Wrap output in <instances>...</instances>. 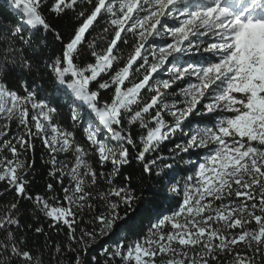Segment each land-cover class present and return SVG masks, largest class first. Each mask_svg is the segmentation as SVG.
<instances>
[{
    "label": "snow or ice",
    "instance_id": "1",
    "mask_svg": "<svg viewBox=\"0 0 264 264\" xmlns=\"http://www.w3.org/2000/svg\"><path fill=\"white\" fill-rule=\"evenodd\" d=\"M6 13L0 264H264V0H7ZM37 141L59 185L43 193ZM148 196L167 210L119 237L122 206Z\"/></svg>",
    "mask_w": 264,
    "mask_h": 264
},
{
    "label": "trees",
    "instance_id": "2",
    "mask_svg": "<svg viewBox=\"0 0 264 264\" xmlns=\"http://www.w3.org/2000/svg\"><path fill=\"white\" fill-rule=\"evenodd\" d=\"M7 9V0H0V12L6 13ZM51 93V89H49V94ZM167 147H171V145H167ZM35 158H36V173H35V182L32 185L33 193H43L46 191V184L51 182L56 187L59 185L55 184V181L50 179L47 175L46 165L42 163V159L46 158V150L43 148V145L37 141L36 142V151H35ZM185 159L189 157L185 155ZM198 157L193 155L192 159L196 160ZM133 167H138L134 163ZM185 167H190L188 165H184L183 162L180 163L179 169H183ZM178 169V171H179ZM182 173L178 176V178H182ZM150 186V182L145 180L142 185V191L148 192ZM13 196L8 195L7 200H12ZM162 198L148 196L145 197L143 200L135 201L131 207L125 208L122 206L121 208V216L124 219L117 221L116 228L114 231L117 232L118 236L123 237H134L139 231L142 229L146 230L148 227L149 219L153 216V214L166 211L168 208L167 204H161ZM26 208H30L31 205L29 203H25L24 205ZM127 214V215H125ZM33 221L31 218L26 219L25 223H32ZM39 225L45 227V232L51 236V241H57L61 239L62 234H58L55 230L47 227V220L41 218L38 222ZM29 239L31 243H43L44 236L43 235H35L29 232ZM117 237H112V241H114ZM107 239V238H106ZM111 242V241H110ZM103 243V241H101ZM98 247V246H97Z\"/></svg>",
    "mask_w": 264,
    "mask_h": 264
}]
</instances>
